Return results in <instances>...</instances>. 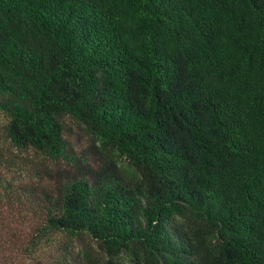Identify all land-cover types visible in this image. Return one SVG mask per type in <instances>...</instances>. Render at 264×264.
<instances>
[{"label":"trees","instance_id":"16d2710c","mask_svg":"<svg viewBox=\"0 0 264 264\" xmlns=\"http://www.w3.org/2000/svg\"><path fill=\"white\" fill-rule=\"evenodd\" d=\"M2 201L0 263L264 264V0H0Z\"/></svg>","mask_w":264,"mask_h":264},{"label":"rangeland","instance_id":"374dc122","mask_svg":"<svg viewBox=\"0 0 264 264\" xmlns=\"http://www.w3.org/2000/svg\"><path fill=\"white\" fill-rule=\"evenodd\" d=\"M71 141L79 140L81 147L86 144V136L82 135V132L78 129L77 134L71 136ZM32 213L27 204L21 203L18 201H2L0 202V230L1 234L9 240H15L17 245H20V242L26 240L30 235L31 225H32ZM5 252L10 253L12 257V262L25 264L27 260L26 252L13 244L8 248H4ZM0 264H7L3 261Z\"/></svg>","mask_w":264,"mask_h":264}]
</instances>
